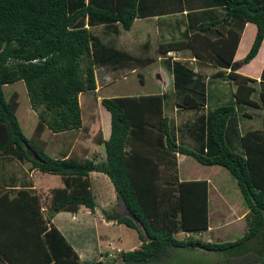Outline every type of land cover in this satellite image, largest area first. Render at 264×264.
Here are the masks:
<instances>
[{
  "label": "trees",
  "instance_id": "1",
  "mask_svg": "<svg viewBox=\"0 0 264 264\" xmlns=\"http://www.w3.org/2000/svg\"><path fill=\"white\" fill-rule=\"evenodd\" d=\"M154 3L0 0V157L8 155L29 162L31 169L58 175L62 181V186L50 188L46 210L32 181L3 186L0 264H108L100 259L106 257L107 251L97 252L93 257L97 259L92 262L82 260L65 232L52 222L55 214L76 213L81 206L94 212L91 172H101L110 179L126 208L124 215L115 209L109 213L104 210L105 219L138 232L139 247L121 250L119 264H174L170 262L173 255L196 248L229 253L226 262L211 264H264V69L259 80L235 73L261 47L264 0H217L215 3L225 10L222 23L229 25L225 35L217 31L208 37L215 25L208 22L192 31L194 42L188 47L198 59L208 57L200 49L195 51L197 42L205 41L211 48L218 44L220 49L213 60L209 59L222 69L209 83L187 63L165 58L164 66L172 75L171 92L102 97L99 103L110 114L108 138L97 136L104 147V159L96 160L97 156L85 153L82 157L68 148L61 149L58 155L51 153L53 156L45 152V141L40 137L44 128L56 134L81 128L79 94L95 92L96 65L137 67L152 61L149 56L128 52L117 40H106L90 28L102 26L105 33L119 35L122 30H129L136 18L161 11ZM208 6L199 9V14L210 13L213 9ZM183 7V2L177 0V8ZM247 21L256 25V33L245 56L234 60ZM184 34L192 40L187 30ZM178 43H162L159 52L174 50ZM229 48L225 54L223 49ZM217 77L234 80L235 90L231 92L232 99L210 108L208 90ZM16 82H23L31 107L38 111L30 136L24 133L17 116L19 94L14 91L9 98L6 96L5 86ZM168 98L180 113L193 111L192 117L175 125L164 112ZM241 104L260 111V128L241 132L239 118L245 111ZM186 142L193 143V147ZM176 153L229 171L239 189L242 207L247 210V227L241 237L222 242L197 237L195 233L200 236L209 229V182L181 179ZM166 156L170 157L168 163L163 160ZM181 232L191 235L178 238L176 234Z\"/></svg>",
  "mask_w": 264,
  "mask_h": 264
},
{
  "label": "rangeland",
  "instance_id": "2",
  "mask_svg": "<svg viewBox=\"0 0 264 264\" xmlns=\"http://www.w3.org/2000/svg\"><path fill=\"white\" fill-rule=\"evenodd\" d=\"M140 23V21H136L130 30H122L123 32H121L120 37L111 34V32L105 33L102 26L91 27L90 29L94 33L100 34L106 40L115 39L118 44L131 48L133 53L143 55L144 51L139 44H142L144 39H146V32L143 31V34H141L138 41L137 28H139L138 26ZM149 23L152 24L151 22ZM153 33L148 32L147 38L151 40V46L149 47V51L146 50L145 53L149 52L151 56H158L155 41L159 39V33L151 35ZM243 42L244 39L241 43V50L243 48ZM152 46L155 47V51ZM163 64L162 61L154 60L144 67L138 65L137 67L127 66L115 68L109 65H96L94 68L97 82L95 92H84L79 94L82 115L81 128L58 134L51 132L48 128H44L40 137L41 140L45 141V152L52 155L51 153L57 154L60 153L61 149L68 148L72 153H78L79 156L82 157L84 155L83 153H85L89 157L97 156L96 160L104 159V147L102 143L98 142L97 136L101 134L102 137L105 135L108 137L110 114L99 103L100 99L105 96L113 95L159 92V89H162L163 85L156 79L158 70L163 71L166 76V86L169 91L172 90V77L169 71L164 68ZM262 64L261 71L264 69V61ZM214 82L210 83L212 89L210 101L208 102L210 108L222 103L224 104L232 99L231 92L232 89L234 90V85L229 84L230 80L215 79ZM256 86H258V83ZM5 89L7 91V98H9L14 91L19 94L18 99L20 103L17 109V116L21 125H23L24 133L27 136L32 135L37 122L38 111L31 107L26 96L27 93L23 82L9 84L8 86H5ZM217 98H219L220 101H214ZM173 104V100L168 98L164 102V112L176 123L178 115L174 117V111L172 110ZM241 105H243L242 108L246 107L245 104ZM192 114L193 111L191 110L184 112L182 114L184 115L182 120H185L184 117H192ZM259 114L262 116L260 111L254 108L252 110L253 119L250 121L245 119L242 114L240 116V126L251 125L250 127L252 129L260 128L262 125V119ZM257 122L258 124L256 125ZM103 133L105 135H103ZM186 145L193 147L194 144L186 142ZM175 155L177 167L179 169V177L205 178L210 181L209 229L197 237L202 241L210 240L220 242L235 240L241 237L247 227L245 223L247 210L243 208L244 206L242 207L239 189L236 185L235 179L231 176L229 171L218 165H202L191 156L179 153H176ZM168 158L170 157L166 156L163 159L164 163L170 161ZM16 160V157L1 155L0 192L4 191L3 186L16 182L14 180L17 178L20 180L17 181V183L27 181L31 178L29 173L25 172L30 170L28 169L30 163H19ZM34 171L33 178L35 180L36 190L39 191L37 193L41 196L43 210H46L45 205L50 198V188L60 187L59 184H61L62 181L58 175L44 173L37 169ZM10 176L11 178L8 179ZM89 178L91 182V191L94 194L96 201L94 212H91L89 209H85L82 206L76 211V213L62 211L57 216V221L58 223L63 224L57 225L68 227L69 235L68 237L66 236L67 240L73 244L82 260L92 262L97 259L93 258L97 252L107 251L106 257H101L100 259H103V261L108 264H119V252L121 250H132L139 246L140 239L138 232L133 228L127 227L125 224L105 219L103 213L104 210L109 213L112 209H115L119 214L124 215L126 214L125 206L122 200L117 196L112 182L105 174L101 172H91ZM176 236L178 238L187 237L183 233H177ZM107 239L109 242L105 241ZM110 240L113 242H110ZM228 255V252H211L196 248L191 251L185 250V252L173 255L170 262H173L174 264H190L198 262L202 264H211L216 261L226 262L229 259ZM177 260H181V262H178ZM229 264L233 263L230 262ZM234 264H238L237 261H234Z\"/></svg>",
  "mask_w": 264,
  "mask_h": 264
},
{
  "label": "crops",
  "instance_id": "3",
  "mask_svg": "<svg viewBox=\"0 0 264 264\" xmlns=\"http://www.w3.org/2000/svg\"><path fill=\"white\" fill-rule=\"evenodd\" d=\"M154 1H157L156 4L154 3ZM181 1L184 4V7L182 8L183 10H181L180 8H177V0H152V4L154 3L158 9L160 8L161 11L156 10L152 16L139 17V18H136L134 20L133 24L136 21L141 22L140 25L138 26L139 28H137L138 29V31H137V37H138L137 40L138 41H139V37L141 36V34H143V31L146 32V37H145L146 39H144L142 44L141 43L139 44L140 47L144 51V54L142 56L151 57L152 58L151 62H153L154 60H156V61L158 60V61L163 62V60L165 58H170L171 60H179V61L185 62L188 65H190L195 71H197L202 76H204L205 81L209 83V81H211V79H213V77L216 76L215 73L218 70L222 69L219 66H216L215 64H213V62L209 59V58H212V60H213V58H214L213 55L215 54V52L220 51V49L218 48V44H216L215 46H213L211 48L204 43L205 41L195 43V51L197 52V50L200 49L208 57V59H205V60L198 59L194 50L189 48L188 45L190 43L194 42V40H193L194 34L192 35V31L195 30L200 23L208 22L210 24H215L214 30L211 26L210 33H208V37H210L211 35L217 34V31L220 34L225 35V33L227 32V30L229 28V25L227 23H222L223 22L222 19H223V16L225 14L224 6L215 3V1H217V0H181ZM206 3H208V4H206ZM205 5H210V6H208V9H213V10L206 15L205 14H199V9H205ZM193 14H195V15H193ZM149 22H151L152 24H150ZM133 24H132V26H133ZM132 26H131V28H132ZM208 28H209V26H208ZM186 30L188 32V37L192 36V40L186 39V36L184 34L186 32ZM148 32H150V33L154 32L151 35L159 33V37H158L159 39H157L155 41L156 51L158 53V56H151L149 54V52L145 53L146 50L149 51V47L151 46V40L149 38H147ZM255 33H256V25L253 22L247 21L244 24L242 33L240 35V40L238 42V46H237V49H236L235 54H234V60H240L245 56V54L247 53V51L249 50V48L252 44ZM118 36L120 37L121 33ZM203 39H205V34L202 35V40ZM243 39H244L243 48L241 50V43H242ZM197 40H199V39H197ZM157 41H158V45H157ZM173 41L179 42L178 47L174 48V50H170V51L166 52L165 54L159 52L160 44L173 42ZM119 46H121L123 49L127 50L128 52H130L132 54H135V55L137 54V53H133L131 48H128V47L121 45V44H119ZM229 46L231 48L230 44H229ZM152 47H153V50L155 51V47L154 46H152ZM230 48L227 50L223 49V52L225 54H228L230 51ZM137 56H140V54H137ZM263 61H264V39L262 41V44H261V47L259 49L258 54L249 63L240 66L235 71V73H238L239 75H244V76H248V77L259 80ZM164 68H165V66H164ZM226 71L228 72L229 69H227ZM158 75H159V79H157V80L161 82V84L163 85V88L159 89V92L156 91V92L148 93V94H162V93H167V92L172 91V90L169 91V89L166 86V81H165L166 76L164 75L163 71L158 70ZM170 75H171V73H170ZM171 77H172V75H171ZM216 79H224V78L217 77ZM226 80H228V79H226ZM229 84L234 85V90H235L234 80H230ZM251 84L256 85L257 83L251 82ZM211 90L212 89L210 86L208 93H210ZM234 90L232 89V91H234ZM218 101H219V99H218ZM206 108L207 107H205V109ZM254 108H255L254 106L249 107V105H247L246 107L243 108V111L245 110L243 116L249 115L248 117H250V118H248L247 116H244L245 119H247L249 121L253 119L252 110ZM179 110L180 109H177V107L174 104L173 105L174 117H176L178 115V117L176 118L177 122L175 123V125H179L181 123H184V122L188 121V119L190 118V116H188V117H184L185 120H182L183 116H184L182 114L185 111L180 113ZM257 124H258V122L256 123V125ZM239 126H240V118H239ZM250 126L251 125L240 126L241 132L244 133L245 131L252 129ZM109 134H110V127H109ZM103 135H105V134L103 133ZM103 138L107 139L108 137L105 135V136H103ZM126 149H127V147H126ZM69 154H70V152L68 153V155ZM16 161L19 163H23V162H20L18 160H16ZM28 169H30V170H28V171L24 170L25 172H28L29 176L31 177L27 181H32L33 188L36 190L35 180L33 178V173L35 172L34 171L35 169H31L30 167ZM178 171H179V169H178ZM10 178H11V176L9 177V179ZM17 179L14 180L16 182L9 183V184H14V185H18V186L21 185L22 183H17V181H20L19 179L18 180ZM181 179H205V178H195V177L185 178L184 177ZM208 182H209V186H210V181L208 180ZM61 184H59V185L62 186ZM36 192H39V191L36 190ZM1 193H2V191L0 192V194ZM209 206H210V202H209ZM83 208H85V207H83ZM85 209H88V208H85ZM79 211L82 212L81 210H79ZM60 213L61 212L55 214V216L52 218V222L59 229H61L63 232H65V235L68 237V235H69L68 234V227H64L62 225H57V224H63V223H58V221H57V216ZM67 213H69V212H67ZM83 213H85V212H83ZM71 218H72V216H71ZM209 219H210V217H209ZM105 241L109 242L108 239ZM110 242H113V241L110 240ZM72 246H73V244H72ZM74 249H75V247H74Z\"/></svg>",
  "mask_w": 264,
  "mask_h": 264
},
{
  "label": "water",
  "instance_id": "4",
  "mask_svg": "<svg viewBox=\"0 0 264 264\" xmlns=\"http://www.w3.org/2000/svg\"><path fill=\"white\" fill-rule=\"evenodd\" d=\"M156 79H159L158 73H157ZM29 153L34 159H38V156L36 154H34L33 152H29Z\"/></svg>",
  "mask_w": 264,
  "mask_h": 264
},
{
  "label": "clouds",
  "instance_id": "5",
  "mask_svg": "<svg viewBox=\"0 0 264 264\" xmlns=\"http://www.w3.org/2000/svg\"><path fill=\"white\" fill-rule=\"evenodd\" d=\"M181 233H183V234H185L186 236H190L191 234L190 233H188V234H186L185 232H181ZM197 236H199V233H195Z\"/></svg>",
  "mask_w": 264,
  "mask_h": 264
},
{
  "label": "built area",
  "instance_id": "6",
  "mask_svg": "<svg viewBox=\"0 0 264 264\" xmlns=\"http://www.w3.org/2000/svg\"><path fill=\"white\" fill-rule=\"evenodd\" d=\"M186 234H188V233H186Z\"/></svg>",
  "mask_w": 264,
  "mask_h": 264
}]
</instances>
